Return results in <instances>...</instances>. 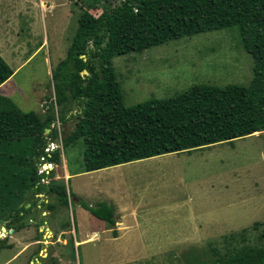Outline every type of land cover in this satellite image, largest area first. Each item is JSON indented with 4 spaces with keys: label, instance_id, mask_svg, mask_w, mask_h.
Wrapping results in <instances>:
<instances>
[{
    "label": "rangeland",
    "instance_id": "rangeland-1",
    "mask_svg": "<svg viewBox=\"0 0 264 264\" xmlns=\"http://www.w3.org/2000/svg\"><path fill=\"white\" fill-rule=\"evenodd\" d=\"M88 1L0 0V53L14 70L0 94L23 110L49 114L45 105L52 101L48 90H53V71L66 57ZM95 1L98 8L91 9L95 15L104 4L114 7L121 2ZM114 66L127 106L168 98L195 84L249 85L254 76V59L235 28L117 56ZM74 123L58 122L60 140L61 131L69 132ZM18 145L22 157L28 146ZM60 148L61 163L49 170L80 201L71 200L61 217H54L53 227L59 230L67 223L74 243L71 240L68 252L62 251L66 240L57 242L54 233L52 245L41 251L35 242L45 239V231L40 233L33 220L19 232L0 230V264H31L34 252L41 254L42 264H199L208 257L210 243L223 246L225 236L243 229L257 243L264 229V133L66 179V167L71 174L84 169L83 148L79 144ZM6 153L3 150L0 156ZM102 203L124 215L125 228L114 225L109 230L95 222L88 207ZM94 230L96 242L75 243Z\"/></svg>",
    "mask_w": 264,
    "mask_h": 264
},
{
    "label": "trees",
    "instance_id": "trees-1",
    "mask_svg": "<svg viewBox=\"0 0 264 264\" xmlns=\"http://www.w3.org/2000/svg\"><path fill=\"white\" fill-rule=\"evenodd\" d=\"M86 7L66 57L53 71L54 93L45 105L49 114L23 110L0 94V152L8 151L0 156V230L23 229L36 212L56 216L69 206L72 193L65 182L56 180L55 172L40 169L41 157L59 166L60 146L79 144L87 172L264 133V0H121L114 7L104 4L98 15L91 11L98 8L97 1H88ZM234 28L254 59L249 85L195 84L168 98L125 105L115 57ZM13 73L0 54V85ZM70 120L74 126L61 131L59 145L58 122L64 126ZM49 141L59 146L48 152ZM19 142L28 146L22 157ZM40 193L48 195L47 201H41ZM88 208L115 223L111 205ZM36 224L39 228L44 221ZM247 232L225 236L223 246L210 243L208 257L199 264H264V229L257 243Z\"/></svg>",
    "mask_w": 264,
    "mask_h": 264
},
{
    "label": "crops",
    "instance_id": "crops-1",
    "mask_svg": "<svg viewBox=\"0 0 264 264\" xmlns=\"http://www.w3.org/2000/svg\"><path fill=\"white\" fill-rule=\"evenodd\" d=\"M1 54V53H0ZM14 74V73H13ZM6 82V81H5ZM4 84H2V85H0V89L1 88H3L4 86H3ZM3 86V87H2ZM54 93V87H53V90L51 89V90H48V94H49V96H51L52 94ZM3 95V94H2ZM12 99V98H11ZM13 100V99H12ZM14 101V100H13ZM15 102V101H14ZM122 165V164H121ZM113 167H119V165H117V166H113ZM108 168H112V167H108ZM110 169H106V168H103V169H99V170H95V171H87V172H95V173H98V172H103V171H107V170H110ZM86 171H84V169L83 170H80V171H76V172H74V173H70V171L68 170V168L66 167V170H65V172H63L64 173V175L63 176H65V179L66 178H68V177H70V176H76L75 178H77V177H81V176H83V175H85V174H87V173H85ZM65 184H66V187H67V183L65 182ZM67 190H68V188H67ZM68 194L70 195L71 194V192H69V190H68ZM37 196H39V197H42V196H45V197H43V198H41V201L42 200H46L47 201V197H48V195L47 194H43V193H40V194H37ZM71 200H76V201H80V198H77V197H71L70 198V203H69V205H71ZM30 204V205H29ZM31 206V203H27V205H26V207L28 208V207H30ZM39 207L41 208V205H39ZM69 207V206H68ZM122 211H125V209H121ZM119 211V210H118ZM134 211V214H136V210L134 209L133 210ZM114 212H115V210H114ZM39 213L40 212H36V214H37V217L36 218H34V217H32L33 219H31V221H33V220H35L36 221V223L37 222H39V221H44V224L42 225V226H40L39 227V231H40V233L41 232H44L45 231V234H44V236H45V239H43L42 237H39L38 239H36V242L35 243H37V244H39V246H41V247H43L42 248V250L41 251H43V250H48V247L50 246V245H52V241H50V236L51 235H54V233H55V236H57V238H59V239H57V242H62L63 240H66L65 242H63V244H62V247H61V249H62V251H64V249H66V251L68 252V248L67 247H69L70 245V243L72 242L71 240H73V243H74V239L73 238H70V235H71V229H69V227L66 229V228H63V226L62 227H59V230H58V228H57V226L55 227V225H54V227H53V223H54V217H55V215L53 214H48V211H46V210H44V211H42V215H39ZM92 214V213H91ZM39 215V216H38ZM57 216V215H56ZM58 216L59 217H61L59 214H58ZM94 220H95V222L97 221L98 223H100V224H103L102 225V227L104 228V229H107V228H109V230H110V226H114L115 225V229H120V228H125L126 226H123L122 225V223L124 222L123 221V218H124V215H121V214H119V215H116L115 214V223H110V222H108V221H106V220H103V219H100V218H98V217H96L94 214H92V216H91ZM34 221V222H35ZM65 225V224H64ZM100 226V225H99ZM3 227V226H2ZM2 227H1V230H2ZM45 227V228H44ZM51 227V228H50ZM12 230V232H15L16 230H13V229H11ZM10 230V231H11ZM21 230V229H20ZM20 230H18V232L20 231ZM7 232H8V230H7ZM6 232V233H7ZM51 234V235H50ZM118 236V233L116 234V236H114V237H117ZM96 238H98V235H97V232H96V230H94L93 232H91V233H86V234H84V236L80 239V240H75V243L76 244H79V243H83V244H88V243H92V242H96ZM44 243V245L42 246V244ZM39 251V250H38ZM39 259H41V254L39 253V252H34V259H32V262H31V264H42L40 261H39Z\"/></svg>",
    "mask_w": 264,
    "mask_h": 264
},
{
    "label": "built area",
    "instance_id": "built-area-1",
    "mask_svg": "<svg viewBox=\"0 0 264 264\" xmlns=\"http://www.w3.org/2000/svg\"><path fill=\"white\" fill-rule=\"evenodd\" d=\"M59 145H62V138L59 142ZM59 145H57V143L54 141H49L48 146L46 148V151L50 152L51 150H54L55 148H57ZM41 160L43 161V163H41V165H40L41 171L47 170L49 172L50 171L49 169H52L54 167L53 163L45 162L44 157H41Z\"/></svg>",
    "mask_w": 264,
    "mask_h": 264
},
{
    "label": "water",
    "instance_id": "water-1",
    "mask_svg": "<svg viewBox=\"0 0 264 264\" xmlns=\"http://www.w3.org/2000/svg\"><path fill=\"white\" fill-rule=\"evenodd\" d=\"M83 57L86 59V56H85V55H83ZM83 74H88V71H87V70H83ZM50 131H51L50 128H47V129H46V133H47V132H50ZM29 205H30V204H29ZM2 231H3V232H7V229H6L5 226L2 227ZM11 231H12V230H11Z\"/></svg>",
    "mask_w": 264,
    "mask_h": 264
}]
</instances>
